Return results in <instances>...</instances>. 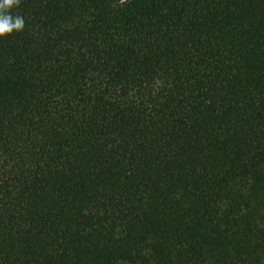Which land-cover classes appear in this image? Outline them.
I'll return each mask as SVG.
<instances>
[{
  "label": "trees",
  "instance_id": "trees-1",
  "mask_svg": "<svg viewBox=\"0 0 264 264\" xmlns=\"http://www.w3.org/2000/svg\"><path fill=\"white\" fill-rule=\"evenodd\" d=\"M10 11L0 264H264V0Z\"/></svg>",
  "mask_w": 264,
  "mask_h": 264
},
{
  "label": "clouds",
  "instance_id": "clouds-1",
  "mask_svg": "<svg viewBox=\"0 0 264 264\" xmlns=\"http://www.w3.org/2000/svg\"><path fill=\"white\" fill-rule=\"evenodd\" d=\"M19 4V0H0V37L24 27L23 17L12 15L11 9Z\"/></svg>",
  "mask_w": 264,
  "mask_h": 264
}]
</instances>
